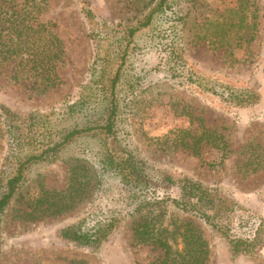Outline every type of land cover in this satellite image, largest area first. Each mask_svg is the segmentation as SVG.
<instances>
[{
    "label": "trees",
    "instance_id": "1",
    "mask_svg": "<svg viewBox=\"0 0 264 264\" xmlns=\"http://www.w3.org/2000/svg\"><path fill=\"white\" fill-rule=\"evenodd\" d=\"M14 1L6 6L0 1V68L34 99L60 85L56 70L62 50L54 25L39 23L30 2ZM78 2L93 53L85 81L56 106L21 112L0 106V127L11 150L0 165V232L7 210L26 225L75 213L55 237L81 251L97 253L124 227L130 249L158 252L146 264H207L210 246L202 226L229 259L251 258L254 239L231 237L221 224V213H232L238 205L227 189L173 171L158 169L149 175L119 144L116 90L136 36L156 20L163 28L159 44L165 52L158 69L177 87L199 90L198 77L181 53L183 35L211 50L226 49L230 57L255 38L257 9L252 1L234 0L218 14L208 0H124L126 16L116 22L100 16L91 0ZM215 95L231 107L258 102V95L227 88L215 90ZM176 132L174 148L196 157L205 147L221 156L227 152L224 135L215 129L200 127L197 135ZM83 139H93L96 148L91 158L79 155L64 162L60 190L44 189L29 176L33 166L58 162L63 151ZM239 155L248 175L264 170V145L247 142ZM60 264L85 263L71 259Z\"/></svg>",
    "mask_w": 264,
    "mask_h": 264
},
{
    "label": "rangeland",
    "instance_id": "2",
    "mask_svg": "<svg viewBox=\"0 0 264 264\" xmlns=\"http://www.w3.org/2000/svg\"><path fill=\"white\" fill-rule=\"evenodd\" d=\"M25 1L34 5L32 12L39 23L54 25L62 65L56 70L60 85L34 99L27 98L22 88L9 82L5 69L0 68V106L20 112L56 106L73 95L78 84L85 81L93 56L78 0ZM91 1L107 22L126 16L122 8L124 0ZM233 1L208 0L218 14L231 7ZM251 1L257 9L255 38L246 49L234 51L230 57L226 49L211 50L203 42L192 43L183 35L181 53L198 77L202 86L199 90L177 87L158 69L165 56L159 44L163 28L158 20L136 36L116 90L118 142L147 174L152 175L158 169L185 174L205 185L222 186L237 202L234 212L221 213V224L231 237L254 239L251 258L244 255L229 259L201 226L210 246L207 264H264V170L248 175L244 171L246 165L242 164L244 157L239 155L247 142L264 145V0ZM9 2L5 0L2 6ZM223 88L253 93L254 97L258 95V102L248 107H231L215 95V90ZM200 127L224 135L227 152L223 156L205 147L196 157L177 146L176 130L197 135ZM8 144L0 127V165L11 154ZM95 148L93 139L77 141L62 152L58 162L33 166L29 176L44 189L60 190L66 178L64 162L79 155L91 158ZM170 194L174 195L175 190ZM74 214L26 225L13 220L7 210L1 223L0 264H60L71 259H80L85 264H146L158 254L147 247L130 249L124 227L95 254L63 243L55 237V231L70 222Z\"/></svg>",
    "mask_w": 264,
    "mask_h": 264
}]
</instances>
